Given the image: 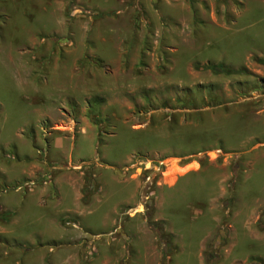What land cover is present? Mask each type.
<instances>
[{"label": "rangeland", "instance_id": "obj_1", "mask_svg": "<svg viewBox=\"0 0 264 264\" xmlns=\"http://www.w3.org/2000/svg\"><path fill=\"white\" fill-rule=\"evenodd\" d=\"M263 59L264 0H0V264H264Z\"/></svg>", "mask_w": 264, "mask_h": 264}, {"label": "trees", "instance_id": "obj_2", "mask_svg": "<svg viewBox=\"0 0 264 264\" xmlns=\"http://www.w3.org/2000/svg\"><path fill=\"white\" fill-rule=\"evenodd\" d=\"M263 62H264V59L262 60ZM219 68V67H218ZM220 70H222V71H225L226 69H224V68H219ZM159 232H158V235H159V238H162L164 235H163V228L162 227H159ZM164 238V237H163Z\"/></svg>", "mask_w": 264, "mask_h": 264}]
</instances>
